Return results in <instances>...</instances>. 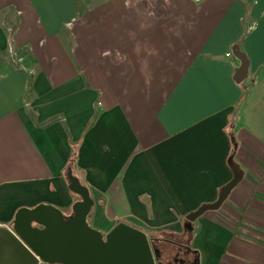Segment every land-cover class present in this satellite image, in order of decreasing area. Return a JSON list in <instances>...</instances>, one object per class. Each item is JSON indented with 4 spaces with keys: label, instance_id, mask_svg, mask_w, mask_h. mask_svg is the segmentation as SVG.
Masks as SVG:
<instances>
[{
    "label": "crops",
    "instance_id": "obj_1",
    "mask_svg": "<svg viewBox=\"0 0 264 264\" xmlns=\"http://www.w3.org/2000/svg\"><path fill=\"white\" fill-rule=\"evenodd\" d=\"M68 169L91 227L147 236L185 233L237 171L190 246L198 264H264V0H0V223L69 213Z\"/></svg>",
    "mask_w": 264,
    "mask_h": 264
},
{
    "label": "water",
    "instance_id": "obj_2",
    "mask_svg": "<svg viewBox=\"0 0 264 264\" xmlns=\"http://www.w3.org/2000/svg\"><path fill=\"white\" fill-rule=\"evenodd\" d=\"M235 52L240 64L234 78L241 81L247 75L248 60L237 48ZM238 179L239 173L234 171L217 201L189 214L185 227L192 229L196 217L208 209H217ZM67 180L69 189L80 197L69 213L49 204H38L33 208L21 207L9 224L0 223V264H165L160 250L151 246L142 230L124 222L117 223L106 234L91 227L87 217L94 202L89 189L71 169L67 171Z\"/></svg>",
    "mask_w": 264,
    "mask_h": 264
},
{
    "label": "rangeland",
    "instance_id": "obj_3",
    "mask_svg": "<svg viewBox=\"0 0 264 264\" xmlns=\"http://www.w3.org/2000/svg\"><path fill=\"white\" fill-rule=\"evenodd\" d=\"M247 79V77H245V80ZM255 81L253 79H250L248 84H246L245 86V91L249 92V97H248V103L250 105L251 101H255ZM248 105V104H247ZM246 105V106H247ZM245 106V107H246ZM241 107L238 106V108L234 111L237 121L240 123L244 122V119L247 117L246 113V109L243 111V115L240 111ZM252 118L255 117L254 115L251 116ZM228 131L232 132L234 131V124L233 122L230 121V126L228 127ZM234 138V137H233ZM234 144V141H233ZM236 146H233V152H236ZM188 230V232H184L185 233H180L177 234L174 231H171L170 229L167 230H157L156 232L151 231L149 234V239H153L156 243L154 244L155 246H153V248H157L160 250L161 252V256L162 258H164V260H168L169 257H172L175 253L178 252H186V250H184L183 247L179 246V243L183 242V240L187 239L189 237V232L192 231V229L189 228H185ZM191 236V235H190Z\"/></svg>",
    "mask_w": 264,
    "mask_h": 264
},
{
    "label": "flooded vegetation",
    "instance_id": "obj_4",
    "mask_svg": "<svg viewBox=\"0 0 264 264\" xmlns=\"http://www.w3.org/2000/svg\"><path fill=\"white\" fill-rule=\"evenodd\" d=\"M161 260L165 264H198L197 262V256L194 253L191 252H178L175 253L172 257H169L168 260H164V258L161 257ZM182 260V262H180Z\"/></svg>",
    "mask_w": 264,
    "mask_h": 264
},
{
    "label": "trees",
    "instance_id": "obj_5",
    "mask_svg": "<svg viewBox=\"0 0 264 264\" xmlns=\"http://www.w3.org/2000/svg\"><path fill=\"white\" fill-rule=\"evenodd\" d=\"M75 155H76V151L74 150L73 151V154H72V162H73V160L75 159ZM185 232H188V230L186 229L185 230ZM189 234L191 235V232H189ZM189 235V237L187 238V239H185L183 242H181L180 244H179V246H181V247H183L184 248V250H189L191 253H194L196 256H197V258H198V252L197 251H195V250H193L192 248H191V246H190V243H191V236ZM150 240V243H151V246L153 247V246H155L154 244L156 243L153 239H149Z\"/></svg>",
    "mask_w": 264,
    "mask_h": 264
},
{
    "label": "built area",
    "instance_id": "obj_6",
    "mask_svg": "<svg viewBox=\"0 0 264 264\" xmlns=\"http://www.w3.org/2000/svg\"><path fill=\"white\" fill-rule=\"evenodd\" d=\"M235 50H236V47H234V49H233V53H234V55L237 57ZM229 54H230V53L228 52L227 55H229ZM237 58H238V57H237ZM238 59H239V58H238Z\"/></svg>",
    "mask_w": 264,
    "mask_h": 264
}]
</instances>
